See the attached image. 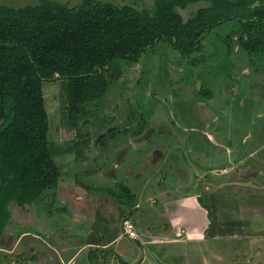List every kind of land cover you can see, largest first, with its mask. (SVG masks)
Masks as SVG:
<instances>
[{"label":"rangeland","instance_id":"1","mask_svg":"<svg viewBox=\"0 0 264 264\" xmlns=\"http://www.w3.org/2000/svg\"><path fill=\"white\" fill-rule=\"evenodd\" d=\"M41 1L0 0V6ZM97 1L155 12V0ZM204 6L180 13L187 20ZM241 33L230 23L189 56L160 42L137 64L113 61L103 73L106 95L87 104L85 119L76 122L69 119L65 82H44L50 147L62 178L36 204L10 205L0 264H121L110 246H97L125 232L129 218L138 231L156 232L160 219L148 196L167 172L178 179L179 169L191 164L215 170L203 183L220 198L201 201L209 203L208 225L198 231L206 245H186L190 251L181 257L184 246L172 244L169 258L174 264H264V51L245 53ZM127 187L143 196L141 209H132L136 200Z\"/></svg>","mask_w":264,"mask_h":264},{"label":"trees","instance_id":"2","mask_svg":"<svg viewBox=\"0 0 264 264\" xmlns=\"http://www.w3.org/2000/svg\"><path fill=\"white\" fill-rule=\"evenodd\" d=\"M196 4L205 6L186 20L180 11ZM228 23L240 25L244 51H264V0H155L153 15L97 0L76 7L53 0L0 6V241L11 204L32 206L60 186L44 82H65L69 119L84 120L87 104L108 91L103 73L113 61L137 64L160 42L189 56Z\"/></svg>","mask_w":264,"mask_h":264},{"label":"crops","instance_id":"3","mask_svg":"<svg viewBox=\"0 0 264 264\" xmlns=\"http://www.w3.org/2000/svg\"><path fill=\"white\" fill-rule=\"evenodd\" d=\"M206 92L212 94L211 91L206 90ZM183 168L179 169L178 179H171L167 172L165 183L162 184L159 181L157 193L154 195L149 193L150 196L146 200L147 203L154 206L156 217L160 219L156 232L150 233L149 228L146 229V232L138 231L135 221L129 218L136 232V239H130L126 230L124 232L119 229V232L111 237L108 243L99 244L100 246H97V248L110 246L112 252L114 251L116 257L118 256V260H123L127 264H174L168 255V246L180 243L181 246H184L183 251H180V256L183 257L188 255L187 251H190V246L186 248V245H195L197 249L206 245V237L198 231L208 225L209 221L207 218L209 215L206 207L209 203L204 204L201 201L206 203L207 200H218L220 197L215 192L213 194L210 193L211 189L207 184L203 183V178L207 174H215V170L210 167L208 171H205L192 164L188 170ZM141 175H138V177ZM144 183V187H146L147 182ZM127 188L132 191L130 187ZM131 196L132 199L136 200L132 209H141L140 198H143V196H138L134 192ZM129 212L131 211L126 214H129ZM145 214L146 212L142 213L143 216ZM142 219L144 220L145 218ZM183 236H187V238L181 239ZM141 238H150L154 242L149 243L147 240H139ZM138 240L139 242H136ZM151 247L152 249H150ZM148 253H150V256ZM202 253L204 255L203 248ZM145 254L147 257H144Z\"/></svg>","mask_w":264,"mask_h":264},{"label":"built area","instance_id":"4","mask_svg":"<svg viewBox=\"0 0 264 264\" xmlns=\"http://www.w3.org/2000/svg\"><path fill=\"white\" fill-rule=\"evenodd\" d=\"M125 230H126L127 235L130 236V238H132V239H136L137 238V235H136V232L134 230V227H133L132 223L126 222Z\"/></svg>","mask_w":264,"mask_h":264},{"label":"flooded vegetation","instance_id":"5","mask_svg":"<svg viewBox=\"0 0 264 264\" xmlns=\"http://www.w3.org/2000/svg\"><path fill=\"white\" fill-rule=\"evenodd\" d=\"M240 47H241V45H240ZM242 48V47H241ZM242 50H243V48H242ZM244 51V50H243ZM245 53H247V54H250V53H248L247 51H244Z\"/></svg>","mask_w":264,"mask_h":264}]
</instances>
